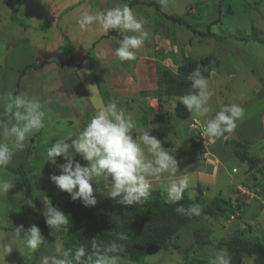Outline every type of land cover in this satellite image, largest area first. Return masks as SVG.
<instances>
[{"label":"rangeland","instance_id":"1","mask_svg":"<svg viewBox=\"0 0 264 264\" xmlns=\"http://www.w3.org/2000/svg\"><path fill=\"white\" fill-rule=\"evenodd\" d=\"M133 1H137V4H132ZM152 3L161 5L160 0H0V116L4 103L9 102L10 98L16 95L23 93L38 100H40L39 98L47 99V97H51L52 88L47 85V82L52 81L49 75L46 77L49 68L39 70L38 64L47 60L52 61L54 57L61 58V55H64L63 53L67 49L63 52V48L62 50L60 48L64 47L66 42L71 45L70 50L74 49V55L69 57V60L74 62L76 68L68 73L70 80L73 81V92L80 94L78 96L83 100V102L79 100L76 103H79L80 106L84 103L94 109L91 113L87 114L85 112L87 114L85 118H82V116L78 119L79 116L77 119L75 117L74 120L68 122L69 119L66 117L47 118V109L42 105L47 114L44 127L30 136L27 141L30 147L26 157L22 158L21 156L24 150L18 151L8 165L13 168L22 167L25 170L32 181V195L36 200H39L41 206V198H36L37 195L41 194L37 187H46L47 189L48 183L44 181H47L51 175L59 173L58 166H54L47 161V149L56 141L68 136L69 133L75 138L83 130V125L96 112L95 108L97 109L98 102L102 101L106 104L113 99L118 102L121 95L112 94L109 84L113 80L111 77H124L122 74L131 77L123 69L134 65L139 58L154 63V69L149 70V76L150 73L153 75L154 87L158 88V91L161 88L160 98L162 100L167 97L162 95L164 88L160 85L165 70L176 73L178 67L186 58L195 61L207 57L212 58L213 71L208 82L209 89L214 94L210 97L207 105L210 108L209 113H207L210 117H207V119L200 117V121L202 119L206 122L213 118L223 105L232 103L238 104L243 109L246 105L251 106L253 114L260 110H263L264 113V102H260L259 107H253L254 103H259L257 102V95H260L261 91L264 94V0H165L162 7L163 12L180 18L184 21V24L167 19L162 12L151 5ZM124 4L133 9L136 18L142 22L143 30L148 35L143 47L135 50V60L106 59L105 51L103 52L100 49L103 46L108 49L109 46L112 48L109 50L110 52L117 47L113 46V42H108V45L102 43L103 46L99 47L100 44L97 45V41L101 40V35L106 33L96 24L81 31L77 20L82 12L96 13ZM67 33L69 36H66ZM204 33L212 35L205 36ZM113 34L112 41L118 42L122 39L118 30H114ZM93 42L96 44L92 45ZM89 49L90 51H88ZM35 68L36 70H34ZM23 73H26L24 77L22 76ZM132 75H134V72H132ZM58 76L60 81H62L61 78L64 79L62 72H59ZM103 93L109 98H105ZM260 97L264 98L260 95L259 99ZM174 99L179 100L177 97ZM46 104L51 105L49 102H46ZM249 109L246 108L244 113L246 111L250 115ZM169 111L167 116L168 119H171L172 110L169 109ZM146 112L150 113L146 108H143L140 114H137L138 119L142 122L148 120L153 127V133L156 132V136L163 134L166 137V131H163L162 126H158L156 121L151 120L157 115L147 117ZM63 113L70 112L69 110H63ZM263 119L255 117L251 120V123H256L251 139H260L258 133L262 132L261 126L264 127ZM72 121L74 124H72ZM148 122L142 125L146 126ZM249 125V121H246L241 127L245 129L249 128ZM134 130L132 135L136 137L138 132ZM192 130L190 129L192 141L195 142L196 139V143L201 144L203 149L207 148L210 137L206 136V139L201 137L202 140L199 141V135L197 137V133ZM165 141L169 144L167 138ZM0 142H4L1 134ZM261 142L254 144L256 149L263 146ZM68 143H71V141H68ZM230 145L234 148L232 142H230ZM73 156L74 159L78 158V162L82 165L87 164L79 154L73 152ZM57 162L62 164L65 160L63 157H58ZM28 168L34 171H28ZM43 171L46 173L43 174ZM239 174H242V171ZM0 180L13 183V187L8 194H0V202L3 203L0 206V239L7 242L15 232L14 228L19 227L24 220L11 219L10 217L6 219L3 214L4 209L6 215L11 212H26L25 206H29L28 201L31 199L26 193L27 189L20 173L12 172L8 168L0 169ZM37 180L39 182L38 186L35 185ZM14 181H19V184L22 181V187L19 189L16 187L12 190L15 187ZM250 184L252 185V183ZM250 184L246 178L243 183L231 184L230 200H224L227 205L220 208L222 210L230 208V215L238 218L241 210L240 203H246L249 199V202L261 201V204L264 205L262 194L258 192L260 191L259 188ZM158 185L160 184L154 181L152 189ZM199 186L200 184L192 192H189L191 189H186L184 196L195 200L197 197L194 194H199ZM99 187L103 189V182ZM96 188L97 185L94 182V196L97 195L95 197L97 202L108 198L105 197L104 193H97ZM200 188L204 189L203 193L207 191L206 186ZM48 189L51 191L59 190L52 182H50ZM241 189L242 191L249 190L251 192L248 195V193L241 192ZM157 190L162 192L164 200L167 201V193L163 187L159 186ZM43 192L47 195V191ZM214 195L209 194L208 197L210 198H205L204 201L209 202L208 205H205V202L201 200V214L193 216L192 223L175 236L172 243L178 246L177 250H173V246L170 244L158 255L135 260L126 259L123 264H210L211 259L214 258L218 250L227 248L221 242L235 235H239L244 239L250 237L254 241L264 243V229L260 231L255 228L256 223L254 220L246 222L245 225H240V228L235 232L229 230L230 225L228 224L230 222L227 221L226 224L223 221L222 223L217 222L215 219L219 212L210 205L215 200ZM31 201V207L37 208L40 216V208L33 200ZM63 202L66 204L81 201L66 200ZM217 202L214 201L213 203ZM189 205L184 206L188 207ZM41 209L43 210V208ZM30 217L33 220L36 218L33 215H30ZM225 217L228 216L224 215L218 218ZM229 219L231 220V217ZM260 225H264V218L260 220ZM196 231L204 233L206 235L205 240H209L210 243L200 248L196 244ZM26 251L29 252L27 249ZM23 256H25V248L19 245L18 248H13L12 252L5 258L6 264H19L21 262L30 264L31 261L27 258L24 259ZM249 260L251 259L247 258L244 253L242 264H248ZM0 264H5L3 259H0Z\"/></svg>","mask_w":264,"mask_h":264},{"label":"clouds","instance_id":"2","mask_svg":"<svg viewBox=\"0 0 264 264\" xmlns=\"http://www.w3.org/2000/svg\"><path fill=\"white\" fill-rule=\"evenodd\" d=\"M160 2L163 7L165 0ZM77 23L81 31L93 24L98 25L105 33L118 30L122 39L118 40L119 46L115 48L114 54L121 61L135 60V50L143 47L148 35L143 30L142 22L127 4L96 13L82 12ZM188 79L194 91L178 99L195 117L205 116L210 111L207 105L214 93L209 89L208 79L203 76L201 66H197ZM243 115L244 109L238 104L223 105L213 118L206 122L201 120L205 123L204 135L218 138L225 133H231L236 127V121ZM3 116L6 119L0 118V131L3 137L12 143L10 146L7 142H0V169H6L15 153L24 150L30 136L44 127L46 113L37 98L22 93L10 98ZM193 119L189 122V129ZM134 129L138 132L136 137L132 135ZM152 129L151 125L138 128L133 115L120 108L115 99L106 104L100 101L98 110L75 138L69 133L47 149V161L58 166L60 172L59 175H51L49 179L60 191L68 193L73 201L81 200L85 206H95L97 203L94 182L97 185V193L103 192L112 199L120 198L119 202L127 206L136 205L148 198L153 181L162 185L167 193V201L178 202L183 199L185 190L192 183L191 174H186L185 170L180 172L177 159L162 146L160 140L151 135ZM73 152L79 154L87 164L82 165L75 161ZM58 157H63L65 162L58 164ZM178 173L180 175H177ZM101 182L103 189L99 187ZM12 187V182L0 180V194H8ZM28 204L32 206V201L29 200ZM175 211L188 217L199 216L201 206L198 203L188 207L179 205ZM41 214L46 225L57 231L69 223L68 216L53 207L46 197ZM230 217L231 215L228 218ZM22 232L23 246L31 252L46 243L40 228L35 224L27 230L22 225L15 227L17 237ZM118 239L124 240L127 237L121 235ZM52 244V252L42 255L40 264H123L122 254L125 247L116 241L98 243L97 239L93 238L91 253L83 245L75 247L74 250L66 249L60 239H56ZM13 247V240L5 242L0 239V259H3L5 264V258L12 252ZM210 264H232L231 254L227 249H220ZM248 264H252V261L249 260Z\"/></svg>","mask_w":264,"mask_h":264},{"label":"crops","instance_id":"3","mask_svg":"<svg viewBox=\"0 0 264 264\" xmlns=\"http://www.w3.org/2000/svg\"><path fill=\"white\" fill-rule=\"evenodd\" d=\"M113 32L114 30L112 31L110 30L106 34L101 35V38H100L101 40L97 41V45L100 44L99 47H101L103 46L102 43L104 44L107 43L106 45H108V42H113V46L118 47V42H115L114 40L112 41V36L114 35ZM67 35L69 36L68 33L66 34V36ZM43 37H46V36H43ZM95 42H93L92 45H94ZM70 46L71 45H68V43L66 42L65 46L60 48L61 50L63 48V52L65 49H67V51L63 53L64 55H61V58L54 57L52 61L47 60L45 62H41L38 64L39 70L43 68H49V72L47 73L46 77L49 75L52 81V82L50 81L47 82V85H49L52 88L51 97H47V99L39 98L40 103L47 109V114H48V116L46 114L47 118L52 117L53 119H57V117H63V118L66 117L67 119H69L68 122H71V120H74L75 117L77 119L79 116L80 117L78 119H80L82 116H83L82 118H85L88 113H91L94 110L93 107H91L90 105H85L83 103L80 106L79 103H76L77 101L79 102V100L83 102V100L78 96L80 94H78L77 92L75 94L73 92V88H74V85L72 86L73 81L70 80L69 74H68L69 72H71L73 69L76 68L75 67L76 65L74 64V62L69 60V57L74 55V49L70 50L71 49L69 48ZM89 48L91 49V47ZM90 49L88 51H90ZM111 49L112 48H110L109 46H108V49H106V47L103 46L100 50L103 52L105 51L106 59L108 58L117 59V57L114 54L115 48L113 51L109 52V50ZM155 68H156V65H155ZM150 69H154V63L150 61H146L143 58L137 59L134 65L127 67L126 69H123L124 72L127 74H130L131 77L125 76L124 74H122V76L124 77H120V76L111 77V79L113 80L109 83L111 86L110 90L113 92L112 94H115L117 96L118 94L121 95L120 100L118 101V106L126 110L127 113H131L133 115V118L136 121L138 128L148 127L151 123V122H148V120L142 122L138 119L139 117L137 114H140V111L143 110V108H146L147 111L150 112V113L146 112L147 117L148 116L154 117L155 115H157L155 118H152L151 120L153 122L156 121L158 126H162L163 131L164 130L166 131V137L163 134H158V136H156L155 134L156 132L153 133V131L151 132V135L158 138V140L161 141L162 146L175 156L179 164L180 172H183L185 170L186 174L187 173L191 174L192 183L189 186V189H191V191L189 192H192L195 189V187L197 188L198 184H200L199 191L202 189L200 187L206 186V189H207L206 192L203 193L204 189L201 190L202 191L201 200L205 202L204 201L205 198H210L208 197L209 194H215L213 198L215 199L214 200L215 202L218 201L217 202L218 204L213 203L214 202L213 201L210 205L215 207L217 209L216 211H218L219 213H222L223 216L225 215L228 217L230 216V213H229L230 208H225L222 210L220 207L221 206L225 207L227 205L225 201L230 200V191H231L230 185L231 184L233 185V184L243 183L246 178L248 179L249 184L252 183V185L250 184L251 186H255L259 188L260 191L258 192L262 194V197L264 200V132H263L264 127L261 126L262 132L258 133L260 135V139L258 138L251 139L254 128H255L254 125H256V123H251V120H253L255 117L264 118L263 110H260L253 114L251 110V106L248 107L246 105L244 107V110L246 108H250L249 109L250 115L247 114L245 111L243 115L244 117L236 121V127L231 133H225L224 136H221L218 138L210 137V142H209L208 147L204 148L205 153L198 154L192 148L193 142H192V134L189 129V122L193 118L200 119L201 117L202 119H207V117H210L209 114H206L205 116H200V117H195L192 114V118L190 120H183V119L176 117L174 113V109L177 103L179 102V100L174 99L176 97H170V98L166 97L163 100L160 98V96L157 94L158 88L154 87L155 84L152 78L153 75L150 73V76H149ZM34 70H36V68ZM59 72H62L64 75V79L61 78L62 81H60V77L58 76ZM132 72H134V75H132ZM118 75H121V74H118ZM260 95L264 97V94L262 91L260 92ZM260 95H257V102L259 103L258 104L254 103L253 105L254 108L259 107L260 102H264V98L260 97L259 99ZM103 96L105 98L108 97L104 93H103ZM64 100H65V103H64ZM174 100H175V104H174ZM46 102L51 103V105H47ZM7 103L8 102H5L3 107L1 108L0 118L6 119V117L3 116V113L5 111ZM97 109H98V106H97ZM97 109L95 108V111H97ZM169 109L172 110L171 119H168V116H167V113L170 112ZM63 110H69L70 113L64 114L67 111L63 113ZM72 112H75V113H72ZM85 112L87 114H85ZM245 116L247 117L245 118ZM246 121H249L250 127L242 129L241 126ZM145 122H148V124L146 126H143L142 124H144ZM76 123L78 124L77 121ZM72 124H74L73 121H72ZM134 131L137 132L136 130ZM0 134L2 135V132H0ZM162 135H163V138L165 139L167 138V140L169 141V144H167L165 139L162 138ZM2 138L4 139V142H7V143L10 142L9 145L12 143L11 140H6L3 137V135H2ZM230 142L233 143L234 148L230 145ZM259 142H261L263 146H261L259 149H256V146H254V144L259 143ZM29 147H30V144L26 142L24 152L21 155L22 158L26 157L27 152L29 151ZM248 158L255 159L253 166H251V163L248 161ZM234 170H237V171H234ZM28 171H34V170H29L28 168ZM240 171H242V174H239ZM42 173L45 174L46 172L43 171ZM59 174L60 172L57 175ZM18 182L19 181H14L15 187L12 190L16 189V187L18 189L22 187V181L20 184ZM44 182H47L48 187H49V184L51 182L50 179L48 178L47 181H44ZM35 185L36 186L39 185L38 180L36 181ZM159 186L162 187V185L160 184L158 186H155L152 189V191L157 190ZM48 187H47V195L42 190L44 189V187L42 188L37 187L40 190L41 194L37 195L36 198L37 197L41 198V202H42L41 208H43V210H44L45 197L48 198L47 197L48 193L56 194V193L61 192L59 190L51 191L48 189ZM211 188H212V191H211ZM101 194H103V192H101ZM194 195L195 197H199L200 192L199 194L195 193ZM105 197H106V194H105ZM225 197L226 199H224ZM66 200L73 201L70 195H66L64 196V198L57 199L54 207L56 208L60 207L62 204H64L63 201H66ZM75 203H82V201L75 202ZM207 203L209 202H205V205H208ZM2 204L3 203L0 202V206ZM66 204H69V203H66ZM213 204H216V205H213ZM240 208H241V210L239 211L240 217L238 218H234V216H231V220H230L228 217L221 218V219L217 217L215 220L220 223H222L223 221V223L225 224L227 221L228 223L230 222L229 224L228 223L227 224L230 225L229 230L231 229L233 232L239 229L240 225H245L246 222H249L252 220H254V222L256 223L254 225L255 228H257L260 231L264 229L263 228L264 225H260V220L264 218V205L261 204V201L249 202V200H247L246 203H240ZM25 211L26 212L21 211L17 213L11 212L9 215H6V211L4 209L3 214L5 215L6 219L7 217H10L11 219L19 218V219L24 220L21 225L26 230L33 224L37 225L40 228L41 233L46 243L42 245L39 249H37L35 252H31V251L28 252L26 251V248H25V256H23L24 259L27 258V260L31 261L30 264H40V257L42 255H47L52 252V249H53L52 243H54L56 239H60L63 244H64V241H63L60 230L57 231L54 228H49L45 222H44L45 225L40 224L41 218L38 214L37 208L31 207L30 205L29 206L26 205ZM30 215L36 216L35 220H33V218L30 217ZM9 238L13 240V243L15 245V247L13 248H18L19 245H21L24 248L23 243H22V240L24 239L23 232L20 233L18 237L16 236L14 232L12 236Z\"/></svg>","mask_w":264,"mask_h":264},{"label":"trees","instance_id":"4","mask_svg":"<svg viewBox=\"0 0 264 264\" xmlns=\"http://www.w3.org/2000/svg\"><path fill=\"white\" fill-rule=\"evenodd\" d=\"M132 4L136 5L137 1H133ZM151 5L162 12L167 19L184 24V21L180 18L164 13L160 4L152 3ZM204 35L209 36L212 34L204 33ZM197 66H201L202 74L205 78L209 79L211 77L213 71L211 57L201 59L200 61L186 58L178 67L176 73L171 70L163 72V79L160 84L164 88L162 95L169 98H179L190 91H194L191 88V81L188 77ZM160 90L161 88L157 92L159 96L161 95ZM174 113L176 117L183 120H190L192 118V113L180 101L177 103ZM192 148L198 154L205 153L201 144L196 142H193ZM74 160L78 161V159ZM248 161L253 166L255 159L248 158ZM7 168L12 172L21 174L29 199L33 200L40 208V224L45 225L44 216L41 214V203L32 195V181L30 177L27 176L22 167L12 168L7 166ZM43 191H47L46 187H44ZM66 195L69 194L66 192L48 193L47 197L54 207L57 199ZM201 196L202 191L200 190V196L195 200L188 199L183 195V199L178 202H166L162 192L156 190L151 191L149 197L141 203L132 206L120 203V198L112 199L109 197L105 200H100L95 206H85L83 203L63 204L57 207V209L63 211L69 219V223L60 229L64 246L66 249L74 250L75 247L83 245L91 253V239L93 238H96L98 243L116 241L125 247V252L122 254L124 257L123 261L158 255L170 244L173 246V250H177L178 246L172 243L175 236L192 223L194 217L177 214L175 209L179 205L200 204ZM219 216H223V214L219 213L216 218ZM121 235L127 237V239H118ZM205 237L206 235L201 233V231L195 232L196 244L200 248L210 243L209 240H205ZM221 243L227 246L226 249L231 254L232 264H242L244 253L247 255V258L251 259L252 264H264V243L262 241H254L250 237L244 239L239 237V235H235ZM19 264L25 263L21 262Z\"/></svg>","mask_w":264,"mask_h":264},{"label":"built area","instance_id":"5","mask_svg":"<svg viewBox=\"0 0 264 264\" xmlns=\"http://www.w3.org/2000/svg\"><path fill=\"white\" fill-rule=\"evenodd\" d=\"M199 121V122H198ZM205 123H203L202 121H200L199 119H193V121L191 122L190 124V129L193 131V132H196L197 133V137L199 135V141L203 139H206V135H204V132H203V126H204ZM203 132V134H202ZM202 137V138H201ZM195 142H196V139H195ZM243 193H247V191H242ZM248 195H249V192H248Z\"/></svg>","mask_w":264,"mask_h":264}]
</instances>
